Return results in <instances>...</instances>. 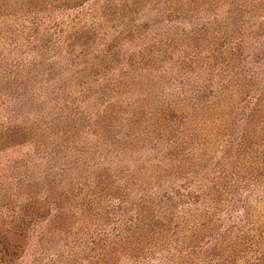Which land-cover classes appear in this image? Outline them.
I'll return each instance as SVG.
<instances>
[{
    "label": "trees",
    "instance_id": "obj_1",
    "mask_svg": "<svg viewBox=\"0 0 264 264\" xmlns=\"http://www.w3.org/2000/svg\"><path fill=\"white\" fill-rule=\"evenodd\" d=\"M0 264H264V0H0Z\"/></svg>",
    "mask_w": 264,
    "mask_h": 264
},
{
    "label": "rangeland",
    "instance_id": "obj_2",
    "mask_svg": "<svg viewBox=\"0 0 264 264\" xmlns=\"http://www.w3.org/2000/svg\"><path fill=\"white\" fill-rule=\"evenodd\" d=\"M167 86V85H166Z\"/></svg>",
    "mask_w": 264,
    "mask_h": 264
}]
</instances>
